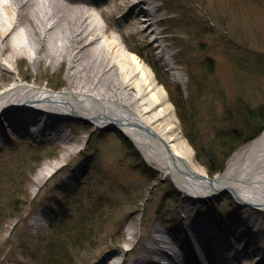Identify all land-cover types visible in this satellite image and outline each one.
Here are the masks:
<instances>
[{
	"label": "rangeland",
	"instance_id": "rangeland-1",
	"mask_svg": "<svg viewBox=\"0 0 264 264\" xmlns=\"http://www.w3.org/2000/svg\"><path fill=\"white\" fill-rule=\"evenodd\" d=\"M171 3L173 10H163L167 20H163L160 27L167 30L166 57L153 56L155 53L134 33H127L128 46L152 68L158 83L166 90L173 109L161 123H165L171 114L175 115L174 133H178L192 150L195 165L210 176L202 165L206 161L203 154L201 161L196 158L197 152L186 136L187 128L172 102L175 93L169 92L166 85L172 84V88L178 86L182 90L185 105L190 109L186 113L204 143L211 141L217 131L225 127L221 119L235 105L238 96H243L253 106L264 103V0H171ZM120 14L116 12V19L108 20L109 34L115 32L112 22L120 20L125 25L126 19L118 17ZM99 20L106 28L107 22L101 17ZM31 25L34 29L30 20L24 21L16 33L24 34L27 30L33 35ZM13 51L11 42L0 44V91L10 87L16 78L52 91H80L90 88L89 84L96 81L94 67L89 80L74 77L70 75L68 62L50 66L43 51L39 61H35L34 56L20 53L12 59L15 73L10 72L3 63ZM171 63L175 69L170 68ZM207 65L212 67V72ZM109 76L101 79L106 84L92 86L94 93L110 97L108 93L120 86ZM61 85L62 89L55 88ZM124 93L126 99L137 94L130 89ZM27 117L37 120L33 115ZM40 119L50 124V128L39 131L43 127L25 123L21 134L13 130L7 120L0 122L6 134L4 140H0V175L2 169H15L22 158H27L26 165H29L27 175L16 179L14 185L0 182L2 222L13 216L9 208L21 209L19 217L0 225V264H44L43 240L58 213L80 222L93 212H103L105 222L99 227L103 234L94 242L96 249L86 243L89 252L76 254L75 264H101L111 255L110 261L116 257L114 255H120V264H139L137 261L141 257L147 258L144 247L155 230L173 232L193 228V221L184 220L186 212L204 232L217 233L216 237L210 238V245L222 247L224 241L239 244V249L218 252L222 257H218L217 262L222 258L233 261V252L244 253L242 248L248 241L252 249L244 257L247 260L251 256L252 261L245 263L264 264V254L260 257L256 252L264 240V236L259 238L264 229L256 232L255 241H249L244 233L255 227L251 223L240 226L243 217L252 216L258 220L257 225L264 228V212L237 205L229 192L196 201L186 197L171 176L164 175L151 164L131 139L115 126L101 128L93 122L59 116ZM26 129L32 134H24ZM34 130L39 132L34 133ZM249 144L231 156L225 170L233 156ZM50 153L56 156L47 159L45 156ZM43 158L37 167V160ZM57 161H63L61 166L34 192L38 172ZM34 168L36 172L31 174ZM216 176L218 174L212 178ZM27 191L29 199H25ZM68 202H78V205L68 211ZM43 210L49 214L47 218L40 214ZM262 246L264 250V244ZM159 261L171 264L162 257Z\"/></svg>",
	"mask_w": 264,
	"mask_h": 264
},
{
	"label": "bare ground",
	"instance_id": "bare-ground-1",
	"mask_svg": "<svg viewBox=\"0 0 264 264\" xmlns=\"http://www.w3.org/2000/svg\"><path fill=\"white\" fill-rule=\"evenodd\" d=\"M171 5V0H0V44L8 41L14 48L13 55L3 63L10 72L15 71L12 59L20 53L34 56L35 61H39L42 51L48 57L50 66L68 62L70 75L74 77L89 80L93 67L96 71V81L89 84L91 89L80 91H52L16 78L10 87L0 91V122L7 120L8 125L16 129L17 122L21 120L44 130L50 128V124L41 122L40 118L59 116L86 120L101 128L115 126L131 139L151 164L164 175L171 176L186 197L195 201L212 199L227 189L237 205L264 212V131L233 156L224 173L209 181L207 174L193 162L192 150L178 133H174L175 115L171 114L165 123H161L173 109L172 105L152 68L128 46V34H136L155 53L153 56L165 58L168 54L167 30L160 27L163 20H167L163 10L171 12ZM116 12L121 13L118 17L126 19V23L124 25L120 20L112 22L115 32L109 34L108 20H115ZM100 17L107 22L106 28L101 24ZM26 20H30L35 27L33 29L31 25L33 35L28 34L26 28L24 34H17ZM170 68L175 69V66L171 63ZM107 75H111V80L121 86L109 92L110 97L94 93L92 89L94 84L96 87L100 86L99 83L106 84L101 79ZM178 76L181 78L180 74ZM126 89L136 91V97L131 94L128 99L124 98ZM32 115L37 120L25 118ZM186 117L192 121L190 116ZM38 122L40 124L36 126ZM3 127L1 124V140L6 135ZM62 162H54L38 172L34 192ZM187 213L184 220L193 221V230L186 227L187 230L175 229L173 232L155 230L144 247L147 258L144 260L141 257L137 263L162 264L159 261L161 257L171 264H246V261H252L251 256L247 260L244 257L252 249L246 241L242 248L244 253L233 252V261L222 258L217 262V258L222 257L218 256V252L239 249V244L224 241L222 247L210 245V238L216 237L217 233L204 232ZM40 214L46 218L49 216L45 210ZM240 222V226L251 223L255 227L244 233L249 241H255L256 232L264 229L252 216H245ZM262 236L264 231L259 238ZM262 244L256 248L260 257L264 254ZM114 256L113 260L110 261L111 255L101 264H120V255Z\"/></svg>",
	"mask_w": 264,
	"mask_h": 264
},
{
	"label": "trees",
	"instance_id": "trees-1",
	"mask_svg": "<svg viewBox=\"0 0 264 264\" xmlns=\"http://www.w3.org/2000/svg\"><path fill=\"white\" fill-rule=\"evenodd\" d=\"M207 68L212 72L210 65H207ZM166 86L169 92L175 93L172 102L177 108L184 126L187 128L186 136L197 152L196 158L198 161H201L200 157L203 154L206 161L202 162V165H204L207 173L211 177L223 172L232 154L242 146L256 139L264 130V103L253 106L240 95L234 101L235 105L221 119L225 127L218 130L216 136L211 141L204 143L201 134L195 129V124L186 117L188 116L186 110L190 109L185 105L182 90L178 86L172 88V84ZM55 88L60 90L63 86H55ZM199 144H201V148ZM54 156L56 155L50 153L45 157H48L47 159H53ZM27 160V158L20 159L15 169L1 168L4 171L0 175V182L7 186L8 184L14 185L16 179L25 177L29 168V165H26ZM42 161H44V158L37 160V167ZM35 172L34 168L31 174ZM24 195L25 199H29L28 191ZM73 205L77 206L78 202L66 203V209L70 211ZM14 208H9L13 215L11 218H7L3 222L0 219L1 226L6 225L11 220H15L20 216L21 209ZM62 214L59 213L54 218V221L49 226L47 239L45 238L46 240H43L45 241L44 264H75L76 254L79 255L83 252H89V249L85 247L86 243H90L91 249H94V242L99 240L103 234V232L99 231V227L105 222L103 212L99 214L93 212L80 222L71 220L70 217H65Z\"/></svg>",
	"mask_w": 264,
	"mask_h": 264
},
{
	"label": "water",
	"instance_id": "water-1",
	"mask_svg": "<svg viewBox=\"0 0 264 264\" xmlns=\"http://www.w3.org/2000/svg\"><path fill=\"white\" fill-rule=\"evenodd\" d=\"M85 121H86V120H85ZM206 177H207L206 179H208L209 181H213V180H214L212 177L210 178V176H208V175H207ZM223 191H224V192H229V191H227V189H225V190H223Z\"/></svg>",
	"mask_w": 264,
	"mask_h": 264
}]
</instances>
